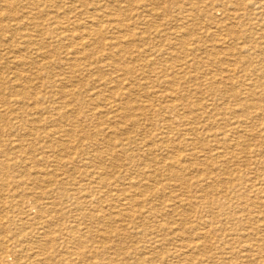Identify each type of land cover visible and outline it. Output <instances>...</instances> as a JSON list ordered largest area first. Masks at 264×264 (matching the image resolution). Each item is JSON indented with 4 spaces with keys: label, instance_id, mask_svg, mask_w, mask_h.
Returning <instances> with one entry per match:
<instances>
[{
    "label": "rangeland",
    "instance_id": "obj_1",
    "mask_svg": "<svg viewBox=\"0 0 264 264\" xmlns=\"http://www.w3.org/2000/svg\"><path fill=\"white\" fill-rule=\"evenodd\" d=\"M85 1L80 0L82 4ZM168 1L87 0L84 9L76 2L73 18L78 19V22L85 20L86 23L89 15L98 17L101 25L98 28L103 29L104 43H108L112 37L108 28L113 20L112 11L116 9L117 12L115 30L120 44L119 53L112 57L109 50L100 51L96 48L99 51L96 55L101 58L96 64H63L64 67L62 64L48 62L34 68L27 64H7L9 58H0V76L3 77L0 81L1 96H7L4 101L0 98V116L5 117H0V163L5 162L10 166L15 163L13 168L8 165V183L0 187V245L5 249L8 247V254H5L8 257L1 254L0 264H16L17 260L18 264H27L29 261L34 264H123L126 257V264H188L190 262L186 257L190 256H197L201 260H193L192 264H264V111L252 109L251 117L254 121L245 118L247 123L236 131L232 130L243 117L231 112L237 103L232 94L253 104L255 100L264 102V78H258L263 68L261 48L264 49V0H247L251 3L238 11L240 18L228 15L223 17V11L217 10L218 18L214 22L206 14L203 15V9L193 6L196 0H184L180 11L171 7ZM59 5L46 12L55 14ZM25 7L27 5L22 3L14 5L18 11L17 17L25 15ZM183 10L184 16L181 14ZM3 17L6 18H2L5 22L10 19V15ZM187 27L192 30L189 32ZM70 29L74 31L75 26L71 25ZM75 41H63L60 50L62 56L65 53L69 56L76 54L78 44ZM238 46L242 48H236ZM4 47L7 46H0L3 53ZM52 47L47 49L52 50ZM236 51L241 55H237ZM215 52L217 57L220 56L217 59ZM236 55L245 58L244 64L234 62ZM125 65L132 67V71L123 68ZM195 65L200 69L197 70ZM162 66L165 70L161 72ZM30 69L36 73L30 76L32 80L24 83L18 80L21 73L29 75ZM17 74L20 76L15 80ZM47 79L51 81L46 82ZM41 83L46 85L40 86ZM63 88L76 92L74 97L59 99ZM21 90L31 93V90H41L42 93L47 91L54 94V99L47 94L50 100L44 99L40 104H35L33 97V101L29 98L26 103L25 100L20 103L16 99H20L21 96L17 97V94ZM123 94H127L125 99L122 98ZM180 94L188 95L194 107L183 106L181 116L164 112L163 107L165 109L168 104L179 103L174 99ZM125 101L128 104L126 108ZM8 103H11L10 106ZM59 109L64 113L69 112L73 120L65 122L57 113ZM125 111L129 116L132 115L129 117L132 121H120L119 115L121 112L125 114ZM208 111L216 113L210 115ZM142 112L148 114L150 119L148 117L147 120ZM73 113H76L75 117ZM78 113L82 116L77 118ZM183 113H186V118ZM13 126L15 130H12ZM15 126L22 130L17 131ZM71 137L73 143L63 146L67 149L66 153L51 146L53 140L66 143L67 138L69 140ZM128 137L132 139L130 143ZM178 139L183 140L177 142ZM45 146L47 150H43ZM177 151L186 155L183 161L185 173L174 175L162 171L164 163L178 155ZM197 151L205 159H200ZM193 153L198 156L196 163L191 160L190 155ZM230 153L233 156L231 159V155L228 157ZM99 154L104 156V161L99 159ZM229 161L234 162L232 164ZM1 174L3 179L0 178V181L3 184L7 178ZM39 176L45 179L41 182ZM215 200L221 201L222 206L216 205ZM204 243L206 246L211 244L210 248Z\"/></svg>",
    "mask_w": 264,
    "mask_h": 264
},
{
    "label": "bare ground",
    "instance_id": "obj_2",
    "mask_svg": "<svg viewBox=\"0 0 264 264\" xmlns=\"http://www.w3.org/2000/svg\"><path fill=\"white\" fill-rule=\"evenodd\" d=\"M183 1L184 0H169L168 2L171 4L170 6L171 7H176L177 9H179V10H177V11H180L183 7H182V5H183ZM193 1V0H192ZM76 2H78V3H80V7H83V9L85 8V6H87V4H88V2H87V0L85 1V2H83V4L80 2V0H0V10H3V11H0V46L1 47H3V46H7V47H4V49H3V51H4V53L2 52V48L0 49V58H5V59H10L9 61L7 60V64H8V62H11V63H14V65H16V66H20V65H29V66H32V67H34V66H40V65H44V64H46V63H48V62H50V63H55V64H70L71 66H77V65H79L80 63H84V64H86V63H91V64H96L95 62L96 61H99L101 58L99 57V55L97 56L96 54L99 52V51H97V49H99L100 51H105V50H109V54L113 57V56H115V54L117 55L118 53H119V41H118V39H117V35H116V24H117V20H116V17H115V14H117V12H116V9H114V11H112V18H113V20H112V22L109 24V28H108V32L111 34V36L112 37H110V40H109V42L108 43H104L103 42V37H102V35L104 34L103 33V29H101V28H98L99 26H101L100 25V23H99V18L98 17H96V18H93L91 15H89V17L87 18V19H89V20H87V22L85 23V20H84V22H78L79 20L78 19H75V18H73V14H74V12H75V3ZM113 2V1H112ZM249 2L250 1H247V0H196V1H194L193 2V6L194 7H198V8H201V10L203 9V15H205L206 14V16H208V18L211 20V21H215L216 20V18H218V15H217V13H216V11L217 10H222L223 11V17L225 16V15H228V16H232V17H239L240 18V13L238 12V11H240V10H242V9H245V8H243V7H246L248 4H249ZM16 3H22V4H26L27 5V7H25V15H22V18H20V17H17V9H14V5L16 4ZM251 3V2H250ZM60 4V5H59ZM60 6V8H58L57 7V12L55 13V14H53V13H51V14H48L46 11H49V10H51V8H53V7H55V6ZM249 6V5H248ZM2 7H5V9L4 8H2ZM2 8V9H1ZM170 8V7H169ZM83 9H82V11H83ZM205 9V10H204ZM231 9H233V10H235V11H232V12H230L231 11ZM184 10H185V8H184ZM184 10L181 12V14H183L184 13ZM81 11V12H82ZM21 13H22V11H20ZM80 12V13H81ZM221 12V11H220ZM263 12V11H262ZM46 13V14H45ZM88 14H90L89 12H87ZM180 14V15H181ZM220 14V13H219ZM222 14V13H221ZM5 15H7V16H9L10 15V19H9V17H8V21H4V20H2V18H4L3 16H5ZM43 15H46L45 17L43 16ZM193 15V14H192ZM11 16H13V18H11ZM183 16H184V14H183ZM189 16V15H188ZM204 17V16H203ZM222 18V17H221ZM238 18V19H239ZM247 18V17H246ZM4 19H6V18H4ZM199 19V18H198ZM226 18H224V20H225ZM228 20H229V18H227ZM223 20V21H224ZM237 20V19H236ZM219 21V20H218ZM231 21V20H230ZM244 21V20H243ZM242 21V22H243ZM187 22V21H186ZM242 22H240L241 24H242ZM227 23V22H226ZM218 24V23H217ZM240 24V25H241ZM71 25H74L75 26V29H73L74 31H76V32H74V31H71V29H70V26ZM81 25H83L82 27H79V26H81ZM219 25V24H218ZM78 28H77V27ZM190 26V25H189ZM243 26V25H242ZM189 28V29H188ZM228 28V27H227ZM235 28V27H234ZM187 29L189 30V32L192 30L190 27H187ZM194 29V28H193ZM218 30H219V28H217ZM216 29V30H217ZM220 29H222V28H220ZM79 30L80 31H82L84 34H81L80 32H79ZM187 30V31H188ZM204 30V29H203ZM231 32V31H230ZM78 33V34H77ZM239 33V32H238ZM246 33V32H245ZM215 35V34H214ZM222 35V34H221ZM220 35V36H221ZM235 35V34H234ZM250 35H251V33H250ZM252 36V35H251ZM185 37V36H184ZM223 37H224V35H223ZM226 38V37H225ZM243 37H241V39H242ZM252 38V37H251ZM249 39V38H248ZM64 40H71V41H75V42H77V50H76V54H74V55H68L67 53H65V55L64 56H62L61 54V52H60V50L63 48V41ZM181 40H182V38H181ZM223 40V39H222ZM243 40H244V38H243ZM216 41V40H215ZM185 42V41H184ZM213 42H214V40H213ZM217 42V41H216ZM221 42V41H220ZM247 42V41H246ZM5 44H8V45H5ZM53 46L52 47V50H50V49H47L48 47H50V46ZM222 45H224V44H222ZM233 45V44H232ZM242 46H243V44H241ZM251 45V44H250ZM253 46V45H252ZM259 46V45H258ZM212 47V46H211ZM213 47H215V46H213ZM232 47V46H231ZM239 47H241V46H238V47H236V48H239ZM97 48V49H96ZM221 48V47H220ZM220 48H218V49H220ZM242 48V47H241ZM244 48V47H243ZM251 48V47H250ZM259 48H260V46H259ZM46 49V50H45ZM231 49V48H230ZM229 49V50H230ZM208 50V49H207ZM221 50V49H220ZM224 50V49H223ZM222 50V51H223ZM234 50H235V48H234ZM237 50V49H236ZM241 50V49H240ZM233 51V50H232ZM260 51V50H259ZM111 52H113V53H111ZM261 52H262V54H261V63H263L262 64V66H263V68L260 70V73H259V77L258 78H261L262 77V79L264 78V49L263 48H261ZM195 53V52H194ZM210 53V52H209ZM224 53V52H223ZM236 53H237V51H236ZM239 54H240V52H238ZM237 53V55H239ZM246 53V52H245ZM225 54H227V53H225ZM246 54H248V53H246ZM96 55V56H95ZM212 55V54H211ZM222 55V54H221ZM236 55V60L233 58V57H230L229 59H234L235 61L234 62H237V64H238V62H240V65L243 63L244 64V60H245V58L243 59V57H242V59L240 58V56L238 57ZM241 55V54H240ZM243 55V54H242ZM230 56V55H229ZM220 56H218L217 57V55H216V52H215V59H217V58H219ZM199 58V57H198ZM226 58V57H225ZM4 59V60H5ZM200 59V58H199ZM210 59V58H209ZM214 59V60H215ZM226 59H228V56H227V58ZM212 60V59H211ZM210 60V61H211ZM221 60H222V57H221ZM223 60L225 61V59L223 58ZM247 60V59H246ZM257 60H258V58H257ZM227 61V60H226ZM229 61H232V60H229ZM254 61V60H253ZM105 62V61H104ZM212 62H214V61H212ZM219 62V61H218ZM5 63V62H4ZM98 63V62H97ZM207 63V62H206ZM217 63V62H216ZM234 64V63H233ZM88 65V64H87ZM87 65H85V66H87ZM104 65V64H103ZM200 65V64H199ZM234 65H236V63L234 64ZM233 65V66H234ZM261 65V64H260ZM9 66V65H8ZM64 66V65H63ZM84 66V67H85ZM196 66V65H195ZM245 66V65H244ZM250 66V65H249ZM259 66V65H258ZM65 67V66H64ZM89 67V66H88ZM197 67V70L198 69H200L198 66H196ZM224 67H225V65H224ZM260 67V66H259ZM19 68V67H18ZM35 68V67H34ZM90 68H92V67H90ZM89 68V69H90ZM123 68H126V70H128V71H132V67H130V66H127V65H125V67H123ZM193 68V67H192ZM231 68V67H230ZM236 68V67H235ZM9 69H10V67H9ZM196 69V68H195ZM209 69V68H208ZM227 69V68H226ZM232 69V68H231ZM230 69V70H231ZM247 69H249V68H247ZM259 69V68H258ZM33 70V69H32ZM31 69L29 70V75H23L22 73H21V77L20 78H18V80H20L21 82H28V80H32L31 78H30V76H32V75H34V74H36V73H34L33 71H32ZM47 70V69H46ZM126 70H124V72L126 71ZM165 70V67H163L162 66V68H161V72L162 71H164ZM1 71V70H0ZM14 71V70H13ZM88 71V70H87ZM128 71H127V73H128ZM195 71V70H194ZM200 71V70H199ZM234 71V70H233ZM247 71V70H246ZM252 71V70H251ZM7 72V71H6ZM118 72V71H117ZM167 72H169V71H167ZM201 72V71H200ZM230 72V71H229ZM1 73V72H0ZM84 73V72H83ZM87 73V72H86ZM123 73V72H122ZM121 73V74H122ZM218 73V72H217ZM88 74H90L89 72H88ZM131 74V73H130ZM136 74V73H135ZM174 74V73H173ZM18 75L19 74H17V76H14L15 78L16 77H18ZM45 75V74H44ZM87 75V74H86ZM205 75V74H204ZM20 76V75H19ZM132 76V75H131ZM171 76H173L172 75V73H171ZM11 77V76H10ZM69 77V76H68ZM234 77V76H233ZM2 78L3 77H1L0 76V81L2 80ZM66 78V77H65ZM169 78V77H168ZM171 78V77H170ZM60 79V78H59ZM77 79V78H76ZM133 79V78H132ZM179 79H181V78H179ZM219 79V78H218ZM15 80H17V78L15 79ZM15 80H11V82H14ZM42 80V79H41ZM55 80H56V78H55ZM131 80V79H130ZM51 81V80H50ZM49 81V79H47V81L46 82H50ZM122 81V80H121ZM174 81V80H173ZM209 81V80H208ZM226 81H229L228 79L226 80ZM37 82H38V80H37ZM230 82V81H229ZM9 83V82H8ZM35 83V82H34ZM112 83H114V82H112ZM32 84V83H31ZM68 84V83H67ZM89 85H90V83H88ZM115 84V83H114ZM258 84V83H257ZM44 85H46V84H42L41 83V85L40 86H44ZM75 85V84H74ZM128 85V84H127ZM215 85V84H214ZM217 85V84H216ZM21 86V85H20ZM27 86H28V84H27ZM93 86V84L91 85V88H93L92 87ZM108 86V85H107ZM115 86V85H114ZM117 86V85H116ZM124 86H125V84H124ZM136 86V85H135ZM51 87V86H50ZM49 87V88H50ZM69 87V86H68ZM88 87H90V86H88ZM1 88V87H0ZM11 88H15V86H12ZM11 88L9 89V90H11ZM37 88V87H36ZM35 88V89H36ZM64 88H66V87H64ZM62 89V91L60 92V95L59 94H56L57 96L59 95V99L61 98V100H62V98H72V97H74V94L76 93H74V92H71L70 90L69 91H67V90H65V89ZM73 88V87H72ZM85 88H87V87H85ZM140 88V87H139ZM211 88V87H210ZM218 88V87H217ZM242 88H245V86L244 87H242ZM74 89V88H73ZM76 90H77V88H75ZM78 89H80V88H78ZM125 89V88H124ZM208 89H209V87H208ZM212 89H214V88H212ZM221 89V88H220ZM237 89V88H236ZM238 89H240L241 90V88H238ZM47 90H49V89H47ZM87 90V89H86ZM200 90V89H199ZM226 90V89H225ZM231 90V89H230ZM234 90V89H233ZM32 91V93L29 91V92H27L26 90L24 91V90H21L20 92H18V94H17V97H20V99H16L17 100V102H22L23 100H25V103H26V99H29V98H31V100H32V97H33V99L35 100L34 101V103L35 104H40V103H42V101H44V99H47L49 96H47V94L48 95H51V96H53L52 95V93H47V91H43L44 93H42L41 92V90H39V91H33V90H31ZM58 91V90H57ZM60 91V90H59ZM75 91V90H74ZM83 91V90H82ZM82 91H81V93H82ZM247 91V90H246ZM78 92V91H77ZM169 92V91H168ZM225 92V91H224ZM121 93H124V92H120L119 94H121ZM143 93V92H142ZM147 93V92H146ZM190 93H192V90L190 91ZM79 93H77V95H78ZM158 94V93H157ZM178 94V93H177ZM202 94H204V93H202ZM2 95V90H0V98L3 100H5L6 99V97H3V96H1ZM11 95H13V94H11ZM10 95V96H11ZM33 95V96H32ZM36 95H39V96H36ZM96 95V94H95ZM110 95V94H109ZM127 94H123V96H122V98L123 99H125L127 96H126ZM129 95V94H128ZM174 95V94H173ZM186 95V94H185ZM201 95V94H200ZM233 96H234V100L237 102L236 103V106H235V109H233L231 112H233V113H235V114H238V117H243V121L241 120V121H238L239 122V125L237 126V127H235L232 131H236V130H238V127H240V126H242V124H244V123H247V121H246V119L249 121L250 119L252 120V121H254L253 119H252V117H251V114H252V109H254V108H256V109H260V110H263L264 111V107H263V103H262V101H257L256 102V100H255V104H253V102L252 103H250V101H246V100H242V99H238L237 97H238V95L237 94H232ZM9 96V97H10ZM50 96V97H51ZM76 96V95H75ZM138 96V95H137ZM169 96H171V94L169 95ZM176 96V95H175ZM191 96V95H190ZM243 96H245V95H243ZM254 96V95H253ZM11 97H13V96H11ZM10 97V98H11ZM77 97V96H76ZM116 97V96H115ZM118 97V96H117ZM132 97V96H131ZM130 97V98H131ZM136 97V96H135ZM224 97V96H223ZM255 97V96H254ZM94 98V97H93ZM129 98V97H128ZM202 98H203V96H202ZM256 98V97H255ZM12 99V98H11ZM49 100H50V98H48ZM52 99V98H51ZM53 99H54V96H53ZM79 99V102H81L82 103V101L80 100V98H78ZM91 99V98H90ZM121 98H119V100H120ZM122 99V100H123ZM209 99V98H208ZM219 99V98H218ZM221 99H223L222 97H221ZM262 99V98H261ZM264 99V98H263ZM3 100V101H4ZM10 100V99H9ZM15 100V101H16ZM60 100V101H61ZM75 100V99H74ZM130 100H132V99H130ZM198 100V99H197ZM15 101H11V103L12 102H15ZM33 101V100H32ZM52 101V100H51ZM56 101H57V99H56ZM94 101V100H93ZM108 101V100H107ZM110 101V100H109ZM174 101H179V103H177V104H175V103H173V104H168L166 107H165V109H164V107H163V111L164 112H167V114H169V113H173V114H175V115H177V116H181V114H182V112H181V109H182V107L183 106H185V105H187L188 107H190V106H193L192 104H191V100H190V98H189V96L188 95H186V96H184V95H182L181 96V94L180 95H177V97H175V99H174ZM210 101V100H209ZM254 101V100H253ZM6 102V101H5ZM50 102V101H49ZM105 102V101H104ZM103 102V103H104ZM130 102V101H129ZM11 103H8V105L9 104H11ZM33 103V104H34ZM51 103H53V102H51ZM57 103V102H56ZM68 103V102H67ZM75 103V102H74ZM76 103H78L77 102V99H76ZM81 103H79V104H81ZM101 103H102V101H101ZM106 103V102H105ZM110 103V102H109ZM115 103V102H114ZM137 103V102H136ZM146 103V102H145ZM186 103V104H185ZM193 104H194V102H192ZM225 103V102H224ZM22 104H24V103H22ZM30 104H32L31 102H30ZM46 104H48V103H46ZM84 105L86 104V103H83ZM125 108H126V106L128 105L127 104V101H125ZM132 104V103H131ZM137 104H139V103H137ZM196 105L198 104V103H195ZM212 104V103H211ZM6 105V104H5ZM15 105V104H14ZM27 105V104H26ZM50 105H52V104H50ZM67 105V104H66ZM99 105H102V104H99ZM112 105V104H111ZM134 105V104H133ZM147 105V104H146ZM153 105V104H152ZM225 105V104H224ZM10 106V105H9ZM69 107H71L70 105H68ZM77 106H79V105H77ZM119 105H117V107H118ZM162 106V105H161ZM160 106V107H161ZM1 107V106H0ZM5 107V106H4ZM16 107V106H15ZM19 107V106H18ZM46 107H47V105H46ZM45 107V108H46ZM89 107V106H88ZM95 107V106H94ZM99 107V106H98ZM120 107V106H119ZM158 107V106H157ZM194 107V106H193ZM228 106L226 105V108H227ZM32 108V107H31ZM124 108V109H125ZM147 108V107H146ZM152 108V107H151ZM186 108V107H185ZM195 108H196V106H195ZM202 108V107H201ZM224 108V107H223ZM6 109V108H5ZM36 109H38V108H36ZM139 109V108H138ZM137 109V110H138ZM148 109V108H147ZM160 108H158V110H159ZM184 109V108H183ZM197 109V108H196ZM212 109H213V107H212ZM225 109V108H224ZM19 110V109H18ZM17 110V111H18ZM28 110H29V107H28ZM68 110V109H67ZM78 110V109H77ZM91 110V109H90ZM116 110V109H115ZM118 110V109H117ZM128 110V109H127ZM161 110V109H160ZM159 110V111H160ZM195 110V109H194ZM10 110H8V112H9ZM16 111V112H17ZM30 111V110H29ZM28 111V112H29ZM47 111V110H46ZM58 112L57 113H59L61 116H62V119L64 120L65 119V122H67L68 120H70V121H72L73 119H71V117H72V115H70V114H68L69 112H67V113H64V111H62L61 109H59V110H57ZM123 111V110H122ZM131 111V110H130ZM205 111V110H204ZM259 111V110H258ZM4 112V111H3ZM23 112V111H22ZM73 112V111H72ZM95 112V111H94ZM149 112V111H148ZM209 112V111H208ZM30 113V112H29ZM33 113V112H32ZM35 113V112H34ZM33 113V114H34ZM45 113H47V112H45ZM115 113V112H114ZM127 112L125 111V114H124V112H121V114L119 115V119H120V121L122 120H126V121H132L133 119L132 118H129V117H131V116H129V113L128 114H126ZM143 113V112H142ZM186 113H187V110H186ZM186 113H183L184 114V117L186 118ZM210 113V112H209ZM213 113H214V111H213ZM212 113V114H213ZM215 113H216V111H215ZM214 113V114H215ZM0 114H1V112H0ZM6 114V113H5ZM10 114H11V112H10ZM16 114V113H15ZM22 114V113H21ZM24 114V113H23ZM74 114H76V113H73V116H74ZM133 114V113H132ZM162 115H163V112L161 113ZM160 114V115H161ZM211 113H210V115H212ZM231 114V113H230ZM262 114V113H261ZM7 115V114H6ZM14 115V114H13ZM18 115V114H17ZM55 115V114H54ZM147 120H148V114H146V113H143L142 114ZM2 116V118L4 117V115H1ZM0 116V117H1ZM20 116H22V115H20ZM25 116V115H24ZM32 116V115H31ZM44 116V115H43ZM43 116H41V117H43ZM50 116H52V115H50ZM49 116V117H50ZM82 116V114L81 113H78L77 114V118L78 117H81ZM89 116V115H88ZM135 116V115H134ZM11 117H14V116H11ZM16 117V116H15ZM34 117V116H33ZM37 117V116H36ZM55 117V116H54ZM75 117V116H74ZM95 117H96V115H95ZM138 117V116H137ZM166 117H167V115H166ZM188 117V116H187ZM190 117V116H189ZM193 117V116H192ZM5 118V117H4ZM18 118V117H17ZM115 118V117H114ZM113 118V119H114ZM181 118V117H180ZM191 118V117H190ZM246 118V119H245ZM30 119V118H29ZM90 119V118H89ZM141 119V118H140ZM149 119H150V117H149ZM188 119V118H187ZM209 119H211V118H209ZM217 119H219V118H217ZM15 120H16V118H15ZM14 120V121H15ZM62 120V121H63ZM67 120V121H66ZM88 120V119H87ZM94 121L96 120V119H93ZM144 120V119H143ZM157 120V119H156ZM184 120V119H183ZM251 120H250V122H251ZM70 121H68V122H70ZM76 121V120H75ZM91 121V120H90ZM98 121V120H97ZM103 121V120H102ZM110 121H113V120H110ZM151 121V120H150ZM170 121H171V119H170ZM169 121V122H170ZM189 121V119L187 120V122ZM217 121V120H216ZM216 121H214V122H216ZM221 121V120H220ZM219 121V122H220ZM64 122V121H63ZM62 122V123H63ZM64 122V123H65ZM67 122V123H68ZM81 122H83V121H81ZM85 122V121H84ZM89 122V121H88ZM87 122V123H88ZM149 122V121H148ZM173 122V121H172ZM183 122V121H182ZM186 122V123H187ZM209 122H211L212 123V121L210 120ZM52 123H54V122H52ZM59 123V122H58ZM72 123V122H71ZM78 123V122H77ZM91 123H93V122H91ZM97 123V122H96ZM107 123V122H106ZM150 123V122H149ZM152 123V122H151ZM163 123V122H162ZM168 123V122H167ZM208 123V122H207ZM10 124V126L9 127H11V123H9ZM56 124V123H55ZM75 124V123H74ZM99 124V123H98ZM147 124V123H146ZM164 124V123H163ZM210 124V123H209ZM209 124H207V125H209ZM251 124V123H250ZM263 124V123H262ZM16 125V124H15ZM57 125V124H56ZM55 125V126H56ZM60 125V124H59ZM202 125V124H201ZM205 125H206V123H205ZM214 125V124H213ZM219 125V124H218ZM253 125V124H252ZM17 126V125H16ZM16 126H15V128H16ZM22 126V125H21ZM131 126V125H130ZM170 126V125H169ZM197 126V125H196ZM210 126V125H209ZM215 126V125H214ZM248 126H249V124H248ZM261 126H263V125H261ZM260 126V127H261ZM25 127V126H24ZM105 127H107V126H105ZM109 127V126H108ZM148 127V126H147ZM158 127V126H157ZM220 127V126H219ZM21 128V127H20ZM20 128H16L17 129V131L19 130V132H20V130H22V129H20ZM130 128V127H129ZM206 128V127H205ZM209 128V127H208ZM216 128V127H215ZM263 128V127H262ZM261 128V129H262ZM14 129V126H13V128H12V130ZM110 129V128H109ZM121 129V128H120ZM158 129V128H157ZM166 129H168L167 127H166ZM184 129H185V127H184ZM195 130H196V128H194ZM193 129V130H194ZM218 128H216V130H217ZM229 129V128H228ZM6 130V129H5ZM9 130V129H8ZM15 130V129H14ZM105 130V129H104ZM160 130V129H159ZM211 130H213V129H211ZM112 131H113V129H112ZM144 131V130H143ZM147 131V130H146ZM162 131H163V129H162ZM182 131V130H181ZM180 131V132H181ZM204 131V130H203ZM240 131H242V130H240ZM2 132H3V130H2ZM8 131H6V133H7ZM9 132H10V130H9ZM14 132V131H13ZM31 132V131H30ZM100 132V131H99ZM98 132V133H99ZM139 132V131H138ZM159 132V131H158ZM205 132V131H204ZM209 132V131H208ZM231 132V131H230ZM261 132H263V129H262V131ZM25 133H27V129H26V132ZM62 133V132H61ZM123 133V132H122ZM129 133V132H128ZM127 133V134H128ZM131 133V132H130ZM159 133H161V132H159ZM168 133V132H167ZM200 133V132H199ZM209 133H211V132H209ZM209 133H206V134H209ZM214 133V132H213ZM218 133H220V132H218ZM77 134V133H76ZM92 134H95V133H92ZM124 134H125V132H124ZM134 134V133H133ZM132 134V135H133ZM172 134V133H171ZM182 133H180V135H181ZM194 134H195V132H194ZM248 134V133H247ZM2 135V134H1ZM0 135V136H1ZM6 135V134H5ZM45 135V134H44ZM48 135H50V134H48ZM59 135V134H58ZM68 135V134H67ZM78 135V134H77ZM100 135V134H99ZM167 135V134H166ZM211 135V134H210ZM221 135V134H220ZM259 135V134H258ZM264 135V134H263ZM262 135V136H263ZM7 136H9V135H7ZM6 136V137H7ZM20 136H22V135H19V137ZM52 136V135H51ZM62 136V135H61ZM106 136V135H105ZM125 136V135H124ZM139 136H141V135H139ZM149 136V135H148ZM217 135H215V137H216ZM218 136H219V134H218ZM217 136V137H218ZM239 136V134L236 136V137H238ZM260 136H261V133H260ZM17 137V136H16ZM44 137V136H43ZM49 137V136H48ZM84 137H86V136H84ZM91 137H93L92 135H91ZM117 137V136H116ZM180 137V136H179ZM200 137V136H199ZM204 137V136H203ZM207 137V136H206ZM221 136H219V138H220ZM228 137H229V135H228ZM235 137V136H234ZM245 137V136H244ZM0 138H2V137H0ZM94 138V137H93ZM137 138V137H136ZM141 138V137H140ZM157 138V137H156ZM209 138V137H208ZM210 138H212V137H210ZM226 138V137H225ZM264 138V137H263ZM27 139H28V137H27ZM58 139V138H57ZM60 139H61V137H60ZM65 139V138H64ZM117 139V138H116ZM128 139H129V143L132 141V139L130 138V137H128ZM134 139V138H133ZM148 139V138H147ZM192 139V138H191ZM199 139H201V138H199ZM213 139V138H212ZM215 139V138H214ZM221 139V138H220ZM228 139V138H227ZM230 139V138H229ZM228 139V140H229ZM237 139V138H236ZM247 139H249V138H247ZM252 140H253V138H251ZM3 140V139H2ZM12 140V139H11ZM19 140V139H18ZM46 140V139H45ZM99 140V139H98ZM114 140V139H113ZM180 139H178L177 140V142L179 141ZM183 140V139H182ZM182 140H180L179 142H181ZM207 140V139H206ZM217 140V139H216ZM239 140V139H238ZM1 141V140H0ZM9 141H10V139H9ZM44 141V140H43ZM185 141H186V139H185ZM190 141V140H189ZM194 141H195V139H194ZM208 141V140H207ZM207 141H205L206 142V144H207ZM218 141V140H217ZM216 141V142H217ZM230 141V140H229ZM236 141V140H235ZM261 141V140H260ZM264 141V140H263ZM51 142V141H50ZM57 142V143H56ZM68 142V143H67ZM188 142V141H187ZM196 142V141H195ZM202 142V141H201ZM227 142V141H226ZM225 142V143H226ZM230 142H232V140L230 141ZM233 142H234V139H233ZM73 143V138L71 137V138H69V140H68V138H67V140H66V143H63L62 141H60V140H57V141H55V140H53L52 142H51V146H54V147H58V148H60V151H61V153H66L67 151V149H65V148H63V146L64 145H68V144H72ZM96 143H98V142H96ZM95 143V144H96ZM119 143V142H118ZM168 143V142H167ZM189 143V142H188ZM245 143V142H244ZM1 144V143H0ZM11 144H12V142H11ZM28 144V143H27ZM33 144V143H32ZM94 144V143H93ZM120 144V143H119ZM169 144V143H168ZM180 144V143H179ZM187 144V143H186ZM194 144V143H193ZM192 144V145H193ZM201 144H203V143H201ZM206 144H204V146L206 145ZM211 144V143H210ZM228 144V143H227ZM226 144V145H227ZM230 144H233V143H230ZM243 144V143H242ZM260 144H261V142H260ZM263 144V143H262ZM8 145H10V143L8 144ZM39 145V144H38ZM128 145V144H127ZM177 145V144H176ZM175 145V146H176ZM213 145H215V144H213ZM222 145V144H221ZM68 146H70V145H68ZM93 146V145H92ZM168 146V145H167ZM194 146V145H193ZM203 146V145H202ZM219 146V145H218ZM224 146V145H223ZM233 146V145H232ZM9 147V146H8ZM7 147V148H8ZM23 147V146H22ZM43 146H41V148H42ZM125 147V146H124ZM172 147H173V145H172ZM195 147V146H194ZM20 148V147H19ZM29 148V147H28ZM44 148V147H43ZM45 148H46V146H45ZM53 148V147H52ZM52 148H50L51 150H52ZM170 148V147H169ZM175 148H177V147H175ZM228 148H229V144H228ZM230 148H231V146H230ZM235 148H238V147H236L235 146ZM18 149V148H17ZM23 149V148H22ZM21 149V150H22ZM40 149V148H39ZM48 148H46V149H43V150H47ZM57 149V148H56ZM167 149V148H166ZM232 149V148H231ZM230 149V150H231ZM0 150H1V147H0ZM16 150V149H15ZM20 150V151H21ZM59 150V149H58ZM89 150V149H88ZM121 150V149H120ZM169 150V149H168ZM177 150V149H176ZM175 150V151H176ZM209 150V149H208ZM215 150V149H214ZM229 150V151H230ZM242 150V149H241ZM261 150V149H260ZM3 151V150H2ZM20 151H18V152H20ZM56 151V150H55ZM122 151H123V149H122ZM170 151V150H169ZM216 151V150H215ZM221 151V150H220ZM258 151H259V149H258ZM17 152V153H18ZM28 152V151H27ZM44 152V151H43ZM59 152V151H58ZM57 152V153H58ZM171 152V151H170ZM178 153V155L177 156H174V157H171L168 161H166L165 163H164V165L162 166V168H163V170L162 171H165V172H167V173H169V174H174V175H181L182 173H185V170H186V166L185 165H183V161L185 160V156L182 154V152H180V151H177ZM198 152V151H197ZM196 152V153H197ZM226 152V151H225ZM239 152V151H238ZM252 152V151H251ZM256 151H254V153H255ZM2 153H4V152H2ZM12 153V152H11ZM26 153V152H25ZM24 153V154H25ZM60 153V154H61ZM159 153V152H158ZM167 153H169V152H167ZM185 153V152H184ZM186 153H188L187 151H186ZM190 153V152H189ZM196 153H193V154H191L190 156L192 157L191 158V160H194L193 161V163L195 162H197V161H195V160H198V156H196ZM200 153V151L198 152V154ZM236 153V152H235ZM263 153V152H262ZM262 153H261V155H262ZM5 154V153H4ZM15 154H16V152H15ZM14 154V155H15ZM22 154H23V151H22ZM28 154V153H27ZM161 154V153H160ZM171 154V153H170ZM213 154V153H212ZM252 154H253V152H252ZM257 154V153H256ZM3 155V154H2ZM39 155V154H38ZM150 155H153L152 153H150ZM215 155V154H214ZM231 155V153L228 155V157ZM232 155L234 156V154H233V152H232ZM231 155V157H230V159L231 158H233V156ZM240 155V154H239ZM258 155V154H257ZM16 156V155H15ZM21 156V155H20ZM28 156V155H27ZM122 156V155H121ZM146 156V155H145ZM199 156H200V154H199ZM204 155H201L200 156V159H201V157H203ZM218 156H220V155H218ZM256 156V155H255ZM33 157V156H32ZM98 157H99V159H101V161H102V159L104 158V156L102 155V154H99L98 155ZM211 156H209V158H210ZM227 157V158H228ZM237 157H238V155H237ZM260 157H262V156H260ZM8 158V157H7ZM14 158V157H13ZM12 158V159H13ZM29 158V157H28ZM95 158H97V157H95ZM204 158V157H203ZM202 158V159H203ZM214 158V157H213ZM212 158V159H213ZM1 159V158H0ZM5 159V158H4ZM17 159H18V157H17ZM116 159V158H115ZM205 159V158H204ZM221 159V158H220ZM240 159H241V157H240ZM16 160V159H15ZM97 160V159H96ZM114 160V159H113ZM167 160V159H166ZM233 160V159H232ZM250 160H252V159H250ZM254 160V159H253ZM23 161H25V160H23ZM55 161V160H54ZM103 161H104V159H103ZM110 161H111V159H110ZM116 161H118V160H116ZM212 161V160H211ZM225 161H226V159H225ZM257 160H255V162H256ZM26 162V161H25ZM32 162V161H31ZM107 162V161H106ZM125 162V161H124ZM129 162V161H128ZM192 162V161H191ZM230 163H232L233 164V162L232 161H229ZM228 162V163H229ZM250 162V161H249ZM14 163V162H13ZM28 163V162H27ZM34 163V162H33ZM199 163V162H198ZM15 164V163H14ZM12 165V166H15V165ZM48 164H50V163H48ZM53 164V163H52ZM118 164V163H117ZM121 164V163H120ZM162 164V163H161ZM208 164V163H207ZM219 164H221V163H219ZM235 164V163H234ZM262 164V163H261ZM260 164V165H261ZM9 164H6L5 162L4 163H0V172L1 173H3V174H1V175H3V176H5L6 175V177L5 178H7V180L4 182L3 181V184H2V182H1V184H0V187L2 188L3 186H4V184L5 183H8L7 181H8V178L10 177V175H9V173H10V171H9V166H8ZM150 165V164H149ZM201 165V164H200ZM204 165H205V163H204ZM204 165H203V167H204ZM240 165H242V164H240ZM12 166H10L11 168H13ZM22 166V165H21ZM29 166V165H28ZM27 166V167H28ZM115 166V165H114ZM215 166V165H214ZM23 167H25V166H23ZM22 167V168H23ZM36 167H38V166H36ZM54 167V166H53ZM61 167V166H60ZM240 167V166H239ZM108 168V167H107ZM137 168V167H136ZM151 168V167H150ZM154 168V167H153ZM28 169V168H27ZM27 169H25L26 171H27ZM33 169H35V168H33ZM37 169V168H36ZM56 169V168H55ZM155 169H156V167H155ZM203 169V168H202ZM208 169V168H207ZM23 170V169H22ZM127 170V169H126ZM156 170H158V168L156 169ZM212 170V169H211ZM239 170V169H238ZM31 171H34V170H31ZM213 171V170H212ZM253 171V170H252ZM261 171V170H260ZM39 172H40V170H39ZM42 172V171H41ZM243 172V171H242ZM26 173V172H25ZM31 173V172H30ZM206 173V172H205ZM244 173V172H243ZM54 174V173H53ZM52 174V175H53ZM129 174V173H128ZM258 174H260L259 172H258ZM264 174V173H263ZM18 175V174H17ZM33 175V174H32ZM40 175H42V174H40ZM221 175H223V174H221ZM234 175H236V174H234ZM241 175V174H240ZM45 176V175H44ZM77 176V175H76ZM169 176V175H168ZM224 176V175H223ZM233 176V175H232ZM232 176H230L231 178H232ZM22 177V176H21ZM21 177H20V179H21ZM131 177H133V176H131ZM177 177V176H176ZM0 178H2V177H0ZM23 178V177H22ZM150 178H152L151 176H150ZM155 178V177H154ZM261 178V177H260ZM3 179V178H2ZM45 178L44 177H42V176H39V181H41V180H44ZM214 179V178H213ZM225 179V178H224ZM236 179H237V177H236ZM235 179V180H236ZM70 180V179H69ZM185 180V179H184ZM234 180V181H235ZM242 180V179H241ZM53 181V180H52ZM54 181H56V179L54 180ZM74 181H76V179L74 180ZM79 181H81V180H79ZM83 181V180H82ZM179 181V180H178ZM181 181V180H180ZM185 181H187V180H185ZM42 182V181H41ZM40 182V183H41ZM69 182V181H68ZM94 182V181H93ZM181 182H184V181H181ZM221 182V181H220ZM223 182V181H222ZM66 183V182H65ZM95 183V182H94ZM186 184H187V182H185ZM207 183V182H206ZM212 183H213V181H212ZM22 184V183H21ZM37 184H38V182H37ZM63 184H64V182H63ZM154 184V183H153ZM200 184V183H199ZM264 184V183H263ZM7 185H9V184H7ZM68 185V184H67ZM78 185V184H77ZM80 185V184H79ZM82 185V184H81ZM91 185V184H90ZM163 185V184H162ZM202 185V184H201ZM241 185V184H240ZM243 185V184H242ZM65 186V185H64ZM112 186V185H111ZM158 186V185H157ZM156 186V187H157ZM194 186V185H193ZM202 186H204V185H202ZM250 186H251V184H250ZM80 187V186H79ZM210 187V186H209ZM243 187V186H242ZM153 188H154V186H153ZM152 188V189H153ZM186 188V187H185ZM203 188V187H202ZM63 189V188H62ZM85 189V188H84ZM187 189V188H186ZM59 190H61V189H59ZM5 191V190H4ZM161 191V190H160ZM160 191H158V192H160ZM163 191V190H162ZM161 191V192H162ZM188 191V190H187ZM157 192V193H158ZM174 192V191H173ZM259 192V191H258ZM262 192V191H261ZM74 193V192H73ZM49 194V193H48ZM51 194V193H50ZM159 194V193H158ZM184 194V193H183ZM98 195V194H97ZM203 195V194H202ZM257 195H258V193H257ZM96 196V195H95ZM214 196V195H213ZM77 197V196H76ZM102 197V196H101ZM202 197V196H201ZM206 197V196H205ZM204 197V198H205ZM75 198V197H74ZM91 198H93V197H91ZM209 198H210V195H209ZM216 198V197H215ZM264 198V197H263ZM262 198V199H263ZM95 199V198H94ZM210 199H212V198H210ZM219 199H220V197H219ZM242 199V198H241ZM87 200V199H86ZM202 200H203V197H202ZM221 201H222V198L220 199ZM16 201V200H15ZM18 201H20V200H18ZM92 201H94V200H92ZM189 201V200H188ZM221 201H217V200H215L214 202H215V204L216 205H218V206H222V202ZM228 201V200H227ZM191 202V201H190ZM20 204V203H19ZM18 204V205H19ZM226 204V203H225ZM243 204V203H242ZM261 204V203H260ZM259 204V205H260ZM263 204V203H262ZM261 204V205H262ZM60 205V204H59ZM228 205V204H227ZM55 206H57V205H55ZM54 206V207H55ZM91 206V205H90ZM125 206V205H124ZM191 206V205H190ZM256 206H258V205H256ZM28 207V206H27ZM213 207V206H212ZM226 207V206H225ZM249 207V206H248ZM56 208V207H55ZM209 208V207H208ZM214 208V207H213ZM241 208V207H240ZM242 208H243V205H242ZM227 209V208H226ZM218 210V209H217ZM224 211H225V209H223ZM222 210V211H223ZM232 210V209H231ZM240 210V209H239ZM209 211V210H208ZM208 211H206V212H208ZM227 211V210H226ZM33 212H34V210H33ZM51 212V211H50ZM125 212V211H124ZM221 212V211H220ZM219 212V213H220ZM82 213V212H81ZM90 213V212H89ZM88 213V214H89ZM231 213V212H230ZM32 214V213H31ZM36 214V213H35ZM86 214V213H85ZM218 214V213H217ZM221 214V213H220ZM243 214V213H242ZM102 215V214H101ZM222 215V214H221ZM228 215V214H227ZM226 215V216H227ZM177 216V215H176ZM215 217V216H214ZM232 217V216H231ZM100 218V217H99ZM242 218V217H241ZM251 218V217H250ZM0 219H2V218H0ZM5 218L3 217V220H4ZM95 219V218H94ZM100 220V219H99ZM106 220V219H105ZM52 221V220H51ZM3 222V221H2ZM214 222V221H213ZM202 225V224H201ZM2 228V227H1ZM231 228V227H230ZM89 230V229H88ZM206 231V230H205ZM227 231V230H226ZM214 232V231H213ZM195 233V232H194ZM263 233V232H262ZM212 234V233H211ZM210 236V235H209ZM84 237V236H83ZM82 237V238H83ZM210 238H211V236H210ZM209 238V239H210ZM260 238V237H259ZM85 239V238H84ZM240 239V238H239ZM54 240V239H53ZM76 240H78V239H76ZM263 240V239H262ZM94 241V240H93ZM201 241V240H200ZM210 241V240H209ZM199 242V241H198ZM208 242V241H207ZM211 242V241H210ZM209 242V243H210ZM213 242V241H212ZM245 242V241H244ZM243 242V243H244ZM195 243V242H194ZM209 243H207V244H209ZM115 244V243H114ZM198 244V243H197ZM196 244V245H197ZM205 244V243H204ZM204 244H201V245H204ZM245 244V243H244ZM244 244H242V245H244ZM255 244V243H254ZM22 245V244H21ZM261 245V244H260ZM106 246V245H105ZM199 246V245H198ZM205 246H206V244H205ZM208 247L209 246H211V244L210 245H207ZM206 246V247H207ZM259 246V245H258ZM10 247V246H9ZM197 247V246H196ZM204 247V246H203ZM199 248V247H198ZM210 248V247H209ZM253 248V247H252ZM252 248H250V249H252ZM255 248V247H254ZM253 248V249H254ZM5 247L3 246V245H0V255L2 254V256H4V257H6L5 256V254H8V253H6V252H8V247L5 249ZM230 249V248H229ZM258 249H259V247H258ZM85 250V249H84ZM193 250V249H192ZM204 250V249H203ZM231 250V249H230ZM247 250V249H246ZM79 251H81V250H79ZM260 251V250H259ZM76 252V251H75ZM192 252V251H191ZM213 252V251H212ZM119 253V252H118ZM121 253V252H120ZM182 253V252H181ZM128 254V253H127ZM190 254H192V253H190ZM189 254V255H190ZM209 254V253H208ZM211 254V253H210ZM37 255V254H36ZM258 255V254H257ZM159 256V255H158ZM180 256V255H179ZM262 256H263V254H262ZM8 257V256H7ZM11 257V256H10ZM76 257V256H75ZM120 257V256H119ZM132 257H133V255H132ZM161 257V256H160ZM182 257H184V256H182ZM197 257V256H196ZM196 257H194V256H190L189 258H187L186 257V259H188V262H190V263H188V264H192V262H193V260H196V262L198 261V262H201V260L200 259H197ZM18 258V257H17ZM35 258H36V256H35ZM125 258V257H124ZM38 259V258H37ZM42 259V258H41ZM40 259V261H42ZM126 259H128L127 257L124 259V261L126 260ZM186 259H185V261H186ZM44 260V259H43ZM123 260V259H122ZM146 260V259H145ZM208 260V259H207ZM5 260L3 259V262H4ZM124 261H122V263L124 264ZM132 261V260H131ZM150 261H151V259H150ZM2 262V261H1ZM25 262V261H24ZM195 262V263H196ZM262 262H263V259H262ZM262 262H259V263H262ZM19 263V261L17 260L16 261V264H18ZM34 264L35 262H28L27 264ZM118 263V262H117ZM215 263H217V262H215ZM4 264V263H3ZM23 264V263H22ZM119 264V263H118ZM125 264H126V261H125Z\"/></svg>",
    "mask_w": 264,
    "mask_h": 264
}]
</instances>
